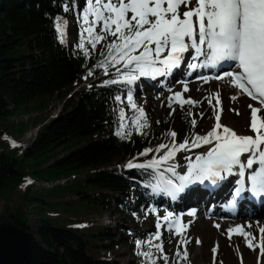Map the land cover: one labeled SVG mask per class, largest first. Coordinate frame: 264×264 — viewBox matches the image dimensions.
Wrapping results in <instances>:
<instances>
[{"label":"trees","instance_id":"trees-1","mask_svg":"<svg viewBox=\"0 0 264 264\" xmlns=\"http://www.w3.org/2000/svg\"><path fill=\"white\" fill-rule=\"evenodd\" d=\"M64 2L66 0H0V98L6 103L8 119L16 114L41 112L51 99L62 101L79 83L95 79L91 87L66 100L61 114L41 129L28 148L12 151L11 144L17 141L9 143L7 160L0 168V197L4 194L19 197L18 186L24 177L53 181L74 176L72 183L60 188L67 197L76 196L72 205L66 201L51 204L43 196L33 198L38 216L36 226L29 224V211L24 216L20 205L18 211L24 223L19 229L34 233L29 264H140L134 240H143L147 234L155 233L157 216L163 217L170 209L167 196L153 194L150 188L144 187L155 182L152 170L128 169L126 164L146 162L155 153L149 156H140V153L154 149L161 142L170 143L168 133L172 131L174 111L159 123L147 114L150 127L143 130L144 134L132 129L130 138L120 139L115 135L117 102L114 97H124L127 89L124 85L103 86V81L112 78L114 71L110 69L109 75H104L102 69L94 68L103 43L97 45L90 59L77 48L69 50L67 41L60 43L54 23L58 15L67 21L72 15L77 21V43L80 36L78 17L73 12L63 11ZM83 2L81 0L80 6ZM89 70H93V75L85 79ZM134 100L137 104L136 97ZM121 106L129 118L134 115L126 101ZM173 108L181 109L178 104ZM36 122L34 120L32 125ZM8 124L10 128L18 127L19 137L29 129L24 122ZM186 126L190 128V123ZM186 134V138L191 139L192 134L189 131ZM26 159L32 163L27 168L30 172L25 174L22 167ZM109 162L121 168L103 170ZM78 175H83L84 179H76ZM187 200L191 198L188 196ZM59 204L64 206L62 213L55 209ZM44 205L47 207L43 208ZM112 209L121 218L122 225L117 230L95 226L85 219L87 214L102 212L113 217ZM12 213H16L15 209ZM130 221L133 228H129ZM148 221L153 230L144 229ZM163 229L159 242L165 247L173 232L167 226ZM185 234L180 238L184 239ZM121 246L123 254L129 258L127 261H121ZM174 260L175 257L173 262L169 257V264H174ZM187 263L188 258L181 262ZM158 264H164L163 260Z\"/></svg>","mask_w":264,"mask_h":264},{"label":"snow or ice","instance_id":"snow-or-ice-1","mask_svg":"<svg viewBox=\"0 0 264 264\" xmlns=\"http://www.w3.org/2000/svg\"><path fill=\"white\" fill-rule=\"evenodd\" d=\"M182 7L185 10L181 11ZM62 8L65 13L73 12L78 17L80 36L75 47L86 59H90L97 45L104 42L94 68L102 69L104 75H109L110 69L114 71L112 78L103 81V86L124 85L127 89L124 97H114L117 102L115 135L120 139L130 138L132 129L137 134H144L143 130L150 127L147 114L134 100L133 87L141 78L170 77L185 63V54L190 50L192 54L187 60L185 76H192L198 69H220L221 74L213 79L227 80L241 94L260 105L248 106L251 110L250 131L254 135H239L233 128L221 124L219 113L215 116L216 123L205 135L194 133L191 139L176 143L177 133L169 132L170 143L161 142L154 149L140 153V156L155 153L146 162L129 161L126 164L128 169L152 170L155 182L144 187L150 188L153 194L176 200L193 184L218 185L229 177H236L233 207L246 193L264 198V115H261L264 113V0H84L83 6L79 0H66ZM54 23L60 43H66L67 19L58 15ZM92 75L93 70H89L85 79ZM196 78L204 82L209 80L208 76ZM178 82L183 83V90L168 98V107L172 108L176 103L183 109L186 104H198L191 98L184 99L183 93L189 91L188 82ZM215 95L216 106H219V93ZM237 98L231 97L232 100ZM205 99L212 106V98ZM125 101L134 113L131 118L121 106ZM199 115L203 118V113ZM196 124L193 118L192 127ZM205 145L210 146L208 150L196 154L194 159L184 157L186 171L181 174L177 169L184 165L175 162L177 153ZM145 213L149 214V210L145 209ZM165 226L178 236L185 230L180 218L172 211L163 217L158 215L157 231L147 234L143 240H134L141 257L140 264H158L160 260L169 264V256L159 242L160 229ZM232 231L229 229L230 233ZM235 231L245 238L248 248L259 247L260 255L264 257V227L259 228L262 237L259 244L254 243L255 236L243 231V226ZM186 244L187 240L179 241L174 264L187 260V248L181 250ZM213 253L215 259V248Z\"/></svg>","mask_w":264,"mask_h":264},{"label":"rangeland","instance_id":"rangeland-1","mask_svg":"<svg viewBox=\"0 0 264 264\" xmlns=\"http://www.w3.org/2000/svg\"><path fill=\"white\" fill-rule=\"evenodd\" d=\"M183 10H185V9L182 7L181 11H183ZM76 27H77L76 19H74V17H72V15H69L68 27H67V46H68L69 50H73L76 48L75 47V45L77 44ZM102 43H104V42H102ZM185 66L181 69L180 72L185 71V68H186ZM158 81H161V82H158ZM167 81L168 80H166L165 77H159V78H157V80H150V79L141 78V80H139L137 82V84L133 87V89L135 90L134 97H136V101H137L138 106L142 107L146 114L153 117L157 121L164 119L167 115H169V113H171V111H173V109H175V108H173V106H172L173 109L169 108L168 106L160 107V104L162 103V98H160V95L162 94V92L165 88L164 85L168 84V83L166 84ZM169 82H170V80H169ZM177 85L176 86L171 85V86H174L173 87L174 90H179L180 86L179 85L177 86ZM206 85H208V84H206ZM191 86H192V88L190 89L189 94L183 95L184 99L191 98L194 101H198L199 103L196 104L195 106L186 104L184 106V110L176 109L174 111L171 125H172V131L177 133L176 143L183 142V140L187 136V134H186L187 131H189V133H191V134L195 133V134H199L201 136L205 135L208 131H210L212 129V127L216 123L215 116L217 113L220 114V123L233 128L237 132V134H239V135H254L250 131L251 110L248 106L252 105L255 107H259L260 105L258 104V102L249 99L246 95L244 96L236 88L231 90V91H227L226 89L220 88V87L210 89V88H207V86H205V90H200L196 84H192ZM79 87L80 86L77 85L74 88L75 91L74 90L73 91L76 93L81 92L82 90L78 91ZM73 91H71V92L73 93ZM179 92H181V91H179ZM76 93H74V94H76ZM216 93H219V98H220V105L219 106H216V95H215ZM151 96L155 97V98H159V100H158L159 105H158V103H154L153 101L150 100ZM232 96H237L238 98L236 100H232L231 99ZM69 97H70V94L67 95V97L64 98L62 101H59L58 99H55V98L51 99L45 110H43L41 112L38 111L40 113L39 114L40 117L38 118L39 120L37 119V122L35 124L32 125V122L29 119L26 121H22L24 123H27V126L29 129L20 137L25 136V134H27L29 132H33L36 129L38 130V133H39L41 131V129H43L46 125H48L49 122L53 118H55L59 114H61L62 109H63V105ZM205 97H211L212 98V106L209 105L208 100L205 99ZM49 108H51V109H49ZM189 113H191L192 115H189ZM200 113H203V118L200 117V115H199ZM237 113H239V114H237ZM55 115H57V116H55ZM185 115L187 116V119L185 118ZM261 115H264V113H261ZM193 118H195L197 121L195 128H193L191 125V120ZM48 120H50V121H48ZM18 123H20V121ZM186 123H190V128H188V126H186ZM38 125L43 126V127L41 129H38L37 128ZM11 131H12L13 138H15V141H17L14 144H11V150L14 151L16 149L17 150L22 149L23 145L20 144L19 140H18V138H20L19 134H18V127L17 128H11ZM38 133H37V135H38ZM28 136L32 137L31 134H28ZM36 138H37V136H36ZM32 143H30L29 146ZM28 147H26V148H28ZM23 149H24V147H23ZM195 149L196 148L192 149L190 152L181 151V152L177 153V155L175 157V162L179 163L180 165H184V166L179 167L177 169L181 174L182 173L184 174V172L186 171L185 166H186L187 161L184 159V157L192 156L194 159L195 155L197 154L194 152ZM112 162H114V161H112ZM31 163L32 162L30 160H27V159L24 161V166L22 167V169L24 170L25 174L27 172H30V170L28 171L27 168H28V165H30ZM102 169L106 170V171H113V170H115V164L109 162ZM83 177H84L83 175H78L76 177V179L81 180V179H84ZM73 178H74V176H69L68 178H64V179H67L68 180L67 184H69V183L73 182ZM67 184H61L59 186H56V187H54L55 189L50 188V189H44L42 192H36L32 188H30L29 181L24 177L18 186L19 193H20L19 197H15V195L12 196L10 194H4V195H2L1 198L6 197L7 199H9L10 203H11V208H12V210L15 209V211H16L15 204L17 202H20L23 215L26 216V213L29 211L28 222L30 225H32L34 227L37 225L38 216H37V212H36V208H35V200L33 198H40L41 196H43V198L47 202H50L51 204H53L54 202L64 203L66 201L68 204L72 205V203H74V201L76 200V196L71 195L70 197H67L68 196L67 194L60 192L61 189L66 188ZM57 189H59V190H57ZM55 190H57V191H55ZM88 191L90 192V190H88ZM111 204H112V206L114 205L113 202ZM52 206H54V205H52ZM46 207H47L46 205L43 206V208H46ZM55 209L59 213H62V211L64 210V206L62 207L59 204V205L55 206ZM202 210H203V208H202ZM193 212L195 213L194 215L189 214V213H193ZM112 214H113V217L110 215V213L108 214L105 212L104 213L102 212L99 214L92 213V214L85 215V219L88 222H90L91 224H94L95 226H98V225L101 226L102 225L104 227L117 230L122 225V223L120 221L121 218L115 209H112ZM180 220L184 226V229L187 230L186 232L183 233V234L186 233L184 240H187V244L184 246H181L182 251H183L184 247L187 248V252H188V263L187 264H230V262L228 261V253L226 252L228 250L226 249V245L224 242L222 245V254L220 256L216 255L217 244L215 241H217V239H218L216 232H219V231H216L215 227H217V224H216L217 221H226V220L232 221V219L227 218V217L225 218L223 216H216V215L213 217L211 216L210 219L202 218V213L197 212L195 209H193V210H189L187 212L185 211V213H182L180 215ZM0 225H2V224H0ZM87 226H89V224H87ZM260 227H262V226L257 225L256 228H258V230L256 231V229H255V232H256L255 234L257 237L256 243L260 242V240H259V228ZM129 228H133V224L131 221H130ZM153 228L154 227L150 221L146 222V224L144 225L145 230H153ZM160 230H161V234H163L164 229L161 228ZM219 235L222 236V238L220 240L225 241V240H223L225 237V234L219 232ZM180 236L181 235L178 236V235L173 234L171 237L168 238L166 245L164 247L165 253L170 257V260L172 262H173L174 254L177 250L178 243L180 240H182L180 238ZM243 238H244L243 236L240 237L241 242L243 241ZM257 240H258V242H257ZM198 241H199V243H198ZM202 242L204 244H202ZM230 243L232 245L237 244L238 246H240L239 243H236V241L235 242L231 241ZM244 246L247 250L249 249L247 247V243H245ZM214 248L216 249L215 259H214V253H213ZM119 250H120L119 252L121 255V261L122 262L127 261V259H129V258L125 254H123L122 246L120 247ZM259 253H260V251L258 249V256H257L258 261L261 259L262 260L261 264H264V257H261V255ZM254 257L252 260V264H255V262H256V259L254 260ZM244 263L248 264L247 260H245Z\"/></svg>","mask_w":264,"mask_h":264},{"label":"bare ground","instance_id":"bare-ground-1","mask_svg":"<svg viewBox=\"0 0 264 264\" xmlns=\"http://www.w3.org/2000/svg\"><path fill=\"white\" fill-rule=\"evenodd\" d=\"M181 69L182 68H180V70ZM93 81L94 80H91V81H88V82H84V83H79L78 86H80V87H79L78 91H81V90L85 89ZM206 84H208V85H206ZM196 85H197V87L200 90H205V86H207V88H210V89H214L216 87H220V88L226 89L227 91H231V90L235 89V87H233L227 80H215L213 78L209 79L208 82H199ZM164 87L165 88H164V90H163V92L161 94L162 96L164 94H168L170 92L169 88L172 89L171 88L172 86H170V85H164ZM74 91H73V93L72 92L70 93V96H72L74 93H76ZM76 100H78V99H76ZM162 104H168V101H166L165 103H162ZM49 109H51V108H49ZM39 114H40L39 112H30V113L26 112V114H23V115L20 114V116H16L17 115L16 114L15 116H13V117L8 119V123L13 124V125H17V123L19 121L22 122V121H26L28 119L31 120V122H33L34 120L37 121V119L40 117ZM55 116H57V115H55ZM48 121H50V120H48ZM6 122H7V120H6ZM42 127L43 126H40V125L37 126L38 129H41ZM37 133H38V130L36 129L33 132H29V133L25 134V136H22V137H20L18 139L19 143L22 144L24 148L28 147L29 144L32 143L36 139ZM28 134H31L32 137H29ZM209 147H210L209 145H205L203 147H197L194 150V152L197 153V154L204 153V152H206L208 150ZM116 168L117 167L115 166V169ZM28 181L30 183V188H32L36 192H42L44 189H50V188L55 189L54 187L59 186L61 184H67V182H68V180L64 179V178L56 179V180H53V181H47V180L45 181V180H41V179H37V178L36 179L35 178H29ZM192 191H193V186L191 185L190 187H188L185 190V193H190ZM208 198H209V202L210 203L208 204V206L203 205L202 206L203 210L207 211V207H211L212 210L215 211L216 208H215V203L213 201L214 196H208ZM202 208H201V210H202ZM227 218L232 219V221H227L226 220V221H217L216 222V224L219 225V227H215L216 231H219L220 233H224L225 234V237L223 239L225 241H221L220 239L222 238V236L219 235V232H216L217 233V237H218L217 241H215L216 244H217V253H216V255L220 256L222 254V245H223V242H224L225 245H226V249L228 250L226 252L228 253V261L230 262V264H245L244 263L245 260H247L248 264H252V260H253L254 256H255L254 260L256 259L255 264H261L262 260L260 259L258 261V257H257L258 256L259 247H256L255 250H252L250 248L247 250L245 248V246H244L245 243H247L245 238H243V241L241 242L240 241V237L242 235H240L235 230L239 226H243V231L249 232L253 236L256 237L255 229H256V231L258 230V228H256V226L257 225H261L262 227H264V213H262L260 211V213H255V214H250V215H245V216H240L239 214H236L235 216H231V217H227ZM248 225H251V227H248ZM229 229H232L233 231L230 233ZM229 236H231V238H229ZM261 238H262L261 234L259 233V240H261ZM231 241H234V242L236 241V243H239L240 246H238L237 244L236 245H232L230 243ZM257 242H258V240H257ZM254 243H256V240L254 241ZM202 244H204V243L202 242ZM256 244H259V243H256Z\"/></svg>","mask_w":264,"mask_h":264},{"label":"water","instance_id":"water-1","mask_svg":"<svg viewBox=\"0 0 264 264\" xmlns=\"http://www.w3.org/2000/svg\"><path fill=\"white\" fill-rule=\"evenodd\" d=\"M33 237L14 225H0V264H29Z\"/></svg>","mask_w":264,"mask_h":264},{"label":"flooded vegetation","instance_id":"flooded-vegetation-1","mask_svg":"<svg viewBox=\"0 0 264 264\" xmlns=\"http://www.w3.org/2000/svg\"><path fill=\"white\" fill-rule=\"evenodd\" d=\"M6 103L0 98V168L7 160L5 155L8 153V145L10 142L15 141L12 136L10 125L8 124L7 107ZM7 120V122H6ZM18 138V137H17ZM19 139V138H18ZM20 203L15 204L16 213H12L10 200L0 197V224H11L17 228H21L24 223L23 218L19 215Z\"/></svg>","mask_w":264,"mask_h":264}]
</instances>
